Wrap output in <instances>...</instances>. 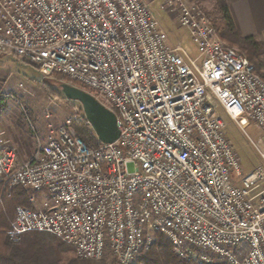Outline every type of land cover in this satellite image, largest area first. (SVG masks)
Here are the masks:
<instances>
[{
	"label": "built area",
	"instance_id": "1",
	"mask_svg": "<svg viewBox=\"0 0 264 264\" xmlns=\"http://www.w3.org/2000/svg\"><path fill=\"white\" fill-rule=\"evenodd\" d=\"M158 7L187 30L195 56L144 0H0V57L64 76L113 111L119 130L99 142L75 105L23 162L0 131V178L33 203L15 208L7 234L46 232L95 262L136 264L161 235L186 262L264 264V80L197 6ZM219 108L261 133L248 136L262 161L249 173Z\"/></svg>",
	"mask_w": 264,
	"mask_h": 264
},
{
	"label": "rangeland",
	"instance_id": "2",
	"mask_svg": "<svg viewBox=\"0 0 264 264\" xmlns=\"http://www.w3.org/2000/svg\"><path fill=\"white\" fill-rule=\"evenodd\" d=\"M186 1L197 6L212 26L213 21L217 22V25L220 24L219 18L214 10L215 4L213 0ZM152 6V11L155 17L166 32L170 41L175 43L177 40H181L183 46L188 50L189 54L191 56H195V47L189 38V34L185 28L179 27L175 15L168 13L167 11L160 10L158 7L159 1H155ZM263 31L264 29L260 31V38L264 41V38L261 36ZM221 41L226 43L222 39ZM233 49L239 53L237 48ZM62 82L73 85L71 82H69V80H67V78L58 74H53L52 76L48 77L42 76L37 68L25 61H22L20 58L1 57L0 92L9 94V97L0 99V112L3 111L2 122L7 124L9 122V116L12 119H15L17 128L16 131L18 132L17 136L19 134L22 136L24 132L34 135L35 132L43 140H46L63 123L66 116L73 109V106H81L76 101L64 103L59 98H52L45 91V89H43V86H45L60 90L59 84ZM19 84H22L21 88L19 87ZM23 112H25L26 115ZM48 113L50 114L49 117L46 116ZM219 115L222 117L224 122L225 132L231 140L235 151L241 157L244 173H249L253 167L260 165L262 161L248 136L256 142L258 138L261 137L260 131L255 128L252 123H249L243 128L240 127L237 123L232 121L226 112L221 108H219ZM29 121L32 124V126H30L31 128L29 127ZM76 128L79 129L78 127ZM0 131H3L4 135L10 138L12 141V138L5 130L2 129ZM128 170H133V166L131 164L128 166ZM28 196L29 193L27 192V198ZM34 196L37 201L40 202L47 197V193L35 192ZM156 241L157 238L150 247L149 251L138 257L136 264H141L140 258L150 252ZM75 258L77 260H81V258L76 256V254ZM99 263L115 264L111 256H107L105 260L99 261Z\"/></svg>",
	"mask_w": 264,
	"mask_h": 264
},
{
	"label": "trees",
	"instance_id": "3",
	"mask_svg": "<svg viewBox=\"0 0 264 264\" xmlns=\"http://www.w3.org/2000/svg\"><path fill=\"white\" fill-rule=\"evenodd\" d=\"M215 13L220 24L212 22L218 36L229 47L237 48L253 66L254 72L264 80V43L254 36H241L236 28L229 7L225 0H213ZM61 84V83H60ZM59 84V86H60ZM52 98L66 99L59 89L43 86ZM87 144H96L89 132L81 127L77 129ZM19 205L32 207L28 201L27 191L20 186L5 185L0 178V264H102L91 260H77L74 249L57 237L46 232H26L17 240L7 234ZM141 264H196L186 262L170 251L169 242L161 235L148 254L140 258Z\"/></svg>",
	"mask_w": 264,
	"mask_h": 264
},
{
	"label": "crops",
	"instance_id": "4",
	"mask_svg": "<svg viewBox=\"0 0 264 264\" xmlns=\"http://www.w3.org/2000/svg\"><path fill=\"white\" fill-rule=\"evenodd\" d=\"M154 4L160 0H144ZM236 28L241 36H254L260 38V31L264 29V0H225ZM264 32V31H263ZM261 40V38L259 39ZM263 41V40H261ZM264 43V41H263ZM3 58L6 56H2ZM1 58V57H0ZM7 108V107H6ZM2 112H0V130H5L12 138L17 150L18 162L26 161L34 151L36 136L24 132L17 136L15 119L8 116V123L2 122ZM26 131V130H25Z\"/></svg>",
	"mask_w": 264,
	"mask_h": 264
},
{
	"label": "water",
	"instance_id": "5",
	"mask_svg": "<svg viewBox=\"0 0 264 264\" xmlns=\"http://www.w3.org/2000/svg\"><path fill=\"white\" fill-rule=\"evenodd\" d=\"M62 95L81 105L83 113L101 143H113L119 137L116 126V116L113 111L99 102L93 95L74 85L62 82L60 84Z\"/></svg>",
	"mask_w": 264,
	"mask_h": 264
}]
</instances>
